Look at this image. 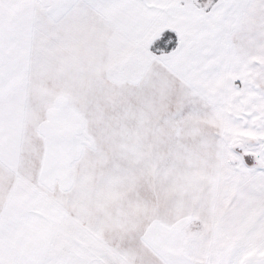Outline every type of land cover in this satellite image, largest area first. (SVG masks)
Returning a JSON list of instances; mask_svg holds the SVG:
<instances>
[{
    "label": "snow or ice",
    "instance_id": "1",
    "mask_svg": "<svg viewBox=\"0 0 264 264\" xmlns=\"http://www.w3.org/2000/svg\"><path fill=\"white\" fill-rule=\"evenodd\" d=\"M0 264H264V0H0Z\"/></svg>",
    "mask_w": 264,
    "mask_h": 264
}]
</instances>
